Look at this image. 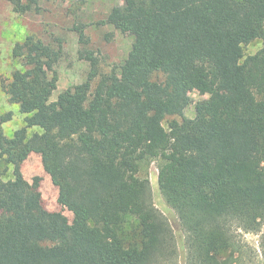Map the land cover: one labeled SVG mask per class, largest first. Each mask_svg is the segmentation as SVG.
I'll list each match as a JSON object with an SVG mask.
<instances>
[{
	"label": "trees",
	"instance_id": "16d2710c",
	"mask_svg": "<svg viewBox=\"0 0 264 264\" xmlns=\"http://www.w3.org/2000/svg\"><path fill=\"white\" fill-rule=\"evenodd\" d=\"M6 1L40 11L38 0ZM100 23L133 41L92 90L91 51L80 52L86 79L51 100L61 43L28 34L12 48L22 68L3 89L26 116L6 136L11 113L0 114V264H169L174 236L141 175L152 160L188 264H233L236 231L264 221V0H123ZM254 39L261 48L244 57ZM191 89L208 97L187 117ZM31 153L60 210L45 206L38 176L23 177Z\"/></svg>",
	"mask_w": 264,
	"mask_h": 264
},
{
	"label": "rangeland",
	"instance_id": "374dc122",
	"mask_svg": "<svg viewBox=\"0 0 264 264\" xmlns=\"http://www.w3.org/2000/svg\"><path fill=\"white\" fill-rule=\"evenodd\" d=\"M40 11L19 14L15 12L9 2L0 0V114L11 113V118L2 123V130L6 136L24 125L25 114L19 111L18 105L8 100L3 84L7 83L16 69H21L20 60L12 56V48L18 41L28 34H34L43 41L62 45V55L56 64L58 75L57 87L50 99L54 100L59 92L80 83L86 79L89 72V62L80 57V52L91 51L96 59L97 75L91 82V90L100 75L118 68L126 57L133 35L121 33L110 24H101L110 9L115 5H122L123 0H38ZM78 28H82L85 40H78ZM262 46L261 39L243 45L244 57L254 54ZM208 95L200 94L191 89L187 92V104L184 114L193 117L195 107L203 104ZM177 118V117H176ZM169 119V118H168ZM166 127V120L163 122ZM39 127H33L29 133L40 132ZM157 160H152L142 167L141 175L149 181L151 200L160 211L171 228L176 244V255L169 256V264H188L183 247L184 232L175 211L166 203L157 182ZM23 177L32 182L34 176L40 178V192L45 206L50 209L61 207L57 204V189L51 182L49 175L43 170L41 158L31 153L21 164ZM4 180L12 178V166L1 176ZM69 219L71 212L62 211ZM238 250L234 253L233 264H264V221L256 231L238 229L235 234ZM229 251L222 253L226 257Z\"/></svg>",
	"mask_w": 264,
	"mask_h": 264
}]
</instances>
